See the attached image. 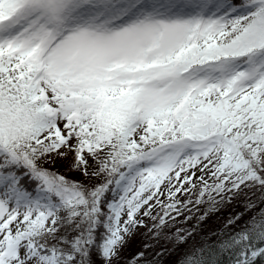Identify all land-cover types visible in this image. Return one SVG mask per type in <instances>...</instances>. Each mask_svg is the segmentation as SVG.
Returning a JSON list of instances; mask_svg holds the SVG:
<instances>
[{"label":"snow or ice","instance_id":"6c2138e0","mask_svg":"<svg viewBox=\"0 0 264 264\" xmlns=\"http://www.w3.org/2000/svg\"><path fill=\"white\" fill-rule=\"evenodd\" d=\"M225 255L264 264V0H0V264Z\"/></svg>","mask_w":264,"mask_h":264},{"label":"trees","instance_id":"16d2710c","mask_svg":"<svg viewBox=\"0 0 264 264\" xmlns=\"http://www.w3.org/2000/svg\"><path fill=\"white\" fill-rule=\"evenodd\" d=\"M61 172L64 171L63 168L59 169ZM240 210V209H237ZM224 226V216L221 215L219 217H213L209 219L205 224L202 225V230H198L196 236L193 240H190L189 243H198L202 238H205L208 234L219 232ZM215 239V236L212 237ZM135 250V245L129 249V251L125 254L126 256L130 255L132 251ZM223 264H228L229 258L228 256L221 257Z\"/></svg>","mask_w":264,"mask_h":264}]
</instances>
